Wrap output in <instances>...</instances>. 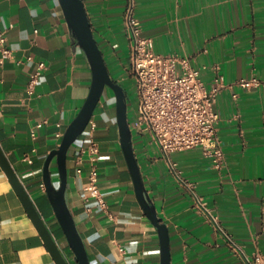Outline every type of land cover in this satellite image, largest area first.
I'll return each mask as SVG.
<instances>
[{
    "label": "crops",
    "instance_id": "1",
    "mask_svg": "<svg viewBox=\"0 0 264 264\" xmlns=\"http://www.w3.org/2000/svg\"><path fill=\"white\" fill-rule=\"evenodd\" d=\"M84 2L111 73L124 85L120 75L130 56L127 0ZM137 15L157 52L189 57L209 86L220 76L234 84L215 104L226 154L221 170L202 147L178 151L169 160L130 120L147 190L170 227L172 264H247L197 206L176 170L251 257L264 255V0H137ZM0 28L15 55L0 52V145L62 250L77 264L49 198L44 167L89 96L92 68L74 43L60 0H0ZM40 62L48 69L31 94L28 83ZM252 77L261 84H237ZM113 92L106 90L93 116L101 145L100 187L109 211L84 199L89 168L80 174L77 157L89 142V129L69 152L70 206L91 264H162L160 233L137 195ZM53 174L59 185L56 162ZM0 264H57L1 163Z\"/></svg>",
    "mask_w": 264,
    "mask_h": 264
},
{
    "label": "built area",
    "instance_id": "2",
    "mask_svg": "<svg viewBox=\"0 0 264 264\" xmlns=\"http://www.w3.org/2000/svg\"><path fill=\"white\" fill-rule=\"evenodd\" d=\"M125 25L130 43V73L135 81L138 108L134 129L147 135L171 160L174 153L202 147L206 155L213 159L215 168L223 169L226 154L218 135L220 114L215 110L219 95L226 84L223 77H217L209 86L201 76V70L194 67L191 59L174 54L156 51L155 40L143 34V24L137 15V0H127ZM118 48L119 43H115ZM0 52L7 58H15L14 51L8 46L7 32L0 28ZM33 60L32 56L28 57ZM48 69L46 62H40L31 75L28 90L35 93L43 72ZM244 88L261 84L258 77L242 78L237 82ZM97 122L92 118L88 128L90 139L77 157L78 172L82 174L88 166V183L84 199L96 200L109 211V205L100 187L101 145L97 139ZM63 137V134H59ZM30 161L31 158L28 157ZM176 170V163L172 164ZM179 181L192 190L197 206L214 221L232 251L247 264H264L260 252L252 257L239 244L220 221V217L208 206L205 198L197 193L193 183L176 170Z\"/></svg>",
    "mask_w": 264,
    "mask_h": 264
},
{
    "label": "water",
    "instance_id": "3",
    "mask_svg": "<svg viewBox=\"0 0 264 264\" xmlns=\"http://www.w3.org/2000/svg\"><path fill=\"white\" fill-rule=\"evenodd\" d=\"M60 2L73 34L74 43L84 51L93 72V82L87 100L77 117L65 131L61 144L48 155L44 167V180L49 198L75 254L74 260L77 264H91L85 240L69 202V152L74 143L86 131L106 90L110 88L114 91L117 99V115L121 142L134 177L137 195L147 215L157 226L160 233L162 264H172L170 227L166 222L162 221L157 207L149 195L142 168L136 154L134 133L129 118V95L127 89L111 73L104 52L95 36L84 0H60ZM55 162L58 167L59 185H57L53 174V164ZM0 163L22 199L29 215L39 229L57 264H73L62 250L59 242L1 145Z\"/></svg>",
    "mask_w": 264,
    "mask_h": 264
},
{
    "label": "rangeland",
    "instance_id": "4",
    "mask_svg": "<svg viewBox=\"0 0 264 264\" xmlns=\"http://www.w3.org/2000/svg\"><path fill=\"white\" fill-rule=\"evenodd\" d=\"M127 68L122 70L121 77L125 78L124 86L128 91L129 95V118L131 121L135 122L136 119V109L138 108V99L136 94L135 81L130 73V58L126 62ZM114 93V92H113Z\"/></svg>",
    "mask_w": 264,
    "mask_h": 264
},
{
    "label": "trees",
    "instance_id": "5",
    "mask_svg": "<svg viewBox=\"0 0 264 264\" xmlns=\"http://www.w3.org/2000/svg\"><path fill=\"white\" fill-rule=\"evenodd\" d=\"M128 92V91H127Z\"/></svg>",
    "mask_w": 264,
    "mask_h": 264
}]
</instances>
